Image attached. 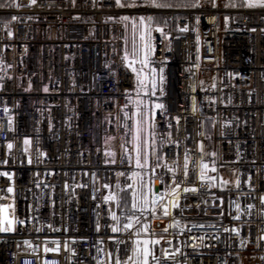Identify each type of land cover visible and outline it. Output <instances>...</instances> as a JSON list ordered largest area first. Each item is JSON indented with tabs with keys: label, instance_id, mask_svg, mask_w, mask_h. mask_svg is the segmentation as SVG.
<instances>
[{
	"label": "built area",
	"instance_id": "1",
	"mask_svg": "<svg viewBox=\"0 0 264 264\" xmlns=\"http://www.w3.org/2000/svg\"><path fill=\"white\" fill-rule=\"evenodd\" d=\"M17 2L20 8L0 9V172L12 175L11 181L0 176V204L11 205L7 218L15 229L0 233V264H115L116 257L123 261L132 254L137 238L160 240L152 246L160 260L149 257L150 264H264V8L225 7L229 0H215V7L211 0H197L198 7L159 10L118 8L114 0ZM4 14L17 20L4 21ZM123 16L137 25L140 16L153 17L146 37L149 65L143 71L155 68L157 80L164 77L155 96L136 95V73L124 59L128 21ZM134 67L139 71L141 65ZM139 98L165 105L152 108L154 151L166 157L158 161L152 155L153 167L171 166L175 159L179 182L184 150L199 161L197 144L203 142L204 152L217 153L218 171L209 174L230 181L209 187L190 164L185 185L198 191L182 192L180 207L170 209V216L144 213L154 228L151 237L110 228L109 209L121 224L130 214L127 185L134 171L146 173L153 193H164L173 179L163 168L152 174L121 161L120 145L130 141L123 125L132 123L124 113L134 112L132 101ZM175 117L181 118L178 126ZM109 136L114 137L110 146L105 144ZM26 138L31 141L27 153ZM108 151L116 153L115 164L104 163ZM9 186L13 193L6 192ZM124 191L128 204L121 207ZM113 192L118 206L102 199ZM237 214L240 220L233 219ZM158 220L165 224L156 227ZM53 241L60 251L45 252L56 247ZM165 253L174 255L165 258Z\"/></svg>",
	"mask_w": 264,
	"mask_h": 264
},
{
	"label": "snow or ice",
	"instance_id": "2",
	"mask_svg": "<svg viewBox=\"0 0 264 264\" xmlns=\"http://www.w3.org/2000/svg\"><path fill=\"white\" fill-rule=\"evenodd\" d=\"M38 0H28L27 6H34L36 5ZM74 2V0H73ZM115 6L118 8H128V9H170L173 7H177L179 5H174L173 3L169 2V0H114ZM213 6L215 7V0H211ZM10 4L12 7L20 8L22 5L18 3L17 0H10ZM5 3L0 2V8L6 7ZM187 6V5H184ZM199 3H195L192 7H198ZM247 7V8H256L262 7L264 8V0H241L240 4L237 5L234 0H231L230 3L226 4L225 7ZM12 20H17L16 16L11 17ZM123 21H129L130 17L123 16L121 17ZM153 19L152 16H140L138 18L139 25H137L135 19L132 20V52L125 53L124 59L128 61V67L132 69L134 73H136V95L137 97H141V93L143 96H155L156 92L160 90L162 92V85L164 81V77L162 75L159 76L157 80V70L155 68H151L148 73H145L143 69L148 67L149 60H148V52L151 50L150 45L147 42L146 37H149L151 29L149 28V22ZM138 27L141 29L139 36H137ZM157 31H163L162 29H156ZM181 31H188L187 28H182ZM253 31H255L253 29ZM264 31V30H262ZM11 35V33H9ZM139 39L141 41V48H137L136 41ZM142 54V58L137 60V57ZM129 55L133 57L129 59ZM136 63L141 65L139 71L134 67ZM161 73L163 69L159 70ZM143 77V78H141ZM215 87V85H213ZM45 92L48 91V88L45 87L43 89ZM132 103L135 105L134 112H125L124 117L126 120H130L132 123L129 125L125 123L123 126L127 129L126 135L130 137V141H125L120 145L122 152H121V161L123 162L125 159L128 160L129 163L132 164L134 168L137 169H151V173L155 174L157 168H163L164 170L173 173V179L171 185L165 190L164 193H153L151 191V179L148 182H145L143 175L140 172H133L132 175L129 177L130 180H133L132 184H128L127 188L131 189V208L130 214L125 217L126 222L121 224V217L116 214L115 211L109 209V214L111 220L114 222L110 228L112 233H120L122 231H132L136 229L134 235L140 236L141 233L145 234L148 237H151L154 234V228L148 222L149 216L153 218H159L157 216V212L159 211L162 213L163 216L167 217L171 215L170 209L180 207L179 199L181 193H189V192H196L198 189L196 187H188L185 185V182L190 173V164L194 167L197 171V179L201 183H207L209 187H216L218 184L221 185H228L230 181L223 179L222 177H218L217 175H210L209 173H217V167L215 158L217 153L213 152L211 154L206 153L203 151L204 145L203 142H198L197 149L201 152V157L199 161L194 160L191 155L189 154V150L185 149L183 152V162L179 164V170L182 173L183 179L177 181L175 177V172L177 170V161L175 159L172 160L171 166L168 163L160 164L157 163L155 167L150 164V158L152 155L156 156L158 161L165 159V156H161L160 154L154 151L155 148V133L152 131L155 125L152 123L153 120V112L152 108L163 110L165 109V105L162 103H155L154 105L149 103L145 104L143 98H139L133 100ZM215 103V101H212ZM127 107V105H125ZM147 109V111H145ZM7 112V109H5ZM192 111L195 113L199 111L198 104L193 98L192 102ZM107 119V118H106ZM175 120L176 125L178 126L180 123V117L173 118ZM11 123V121H9ZM145 123H147L148 127L145 128ZM215 126V124H213ZM169 127H172V124L169 123ZM203 135V132L199 133ZM168 136L171 137V133H168ZM114 137H107L105 139V144L110 146V141L113 140ZM169 143H174L178 146V142L169 140ZM131 143L132 147L128 148L126 145ZM25 144V152H28V146H30L31 141L30 139L26 138L24 140ZM13 145L11 143L8 144V148L12 149ZM238 148V146H237ZM99 151V150H98ZM132 153H135L133 156ZM239 154V153H238ZM41 155H43L41 153ZM104 155L109 157L104 161L106 165L108 164H115L117 161L115 159L116 153L115 152H105ZM207 160H211V165ZM6 163V161L4 162ZM28 163L31 164L32 160L29 158ZM85 175H89V173H85ZM95 175V174H91ZM117 176H124L125 173L119 172L116 174ZM0 176H5L8 178L9 181L12 180V175L7 172H0ZM251 177L248 178L250 180ZM235 186L237 188L240 187L241 181L237 178L235 181ZM89 185H80V187H88ZM104 188H110L111 186L108 184L103 185ZM117 188L120 187L119 184L116 185ZM14 188L12 186L7 187V193H13ZM99 191V189H97ZM2 199V197H0ZM93 199H96L93 196ZM102 199L105 203L113 202L117 206L119 205V196L117 193H110L107 196H103ZM261 202L264 203V196L261 198ZM248 209L251 210L254 205L249 204ZM11 209V205L9 204H0V233H7L15 231L12 227V221L7 218V213ZM237 212H239L240 205L236 204ZM140 213V215H137ZM144 213H148L149 216H144ZM235 220H240L241 216L237 214L233 217ZM19 223H23L20 221ZM178 222L169 224L168 227L164 228L163 231L167 232L169 228L177 227ZM58 230V229H57ZM100 230V225H96V231ZM228 231V229H225ZM236 235H239L238 229H231ZM200 239H203L202 237ZM261 240H264V236L260 237ZM25 244L31 246L29 241H24ZM53 244L56 245L54 248L45 247V252H55L58 253L60 251V245L58 241H53ZM119 243V241H117ZM160 240L158 239H136L133 241V247L131 248V255H128L125 260H121L119 257L115 258V264H150L149 257L152 259L159 261L160 257H157L153 251L154 245H158ZM245 241L241 240L240 244L243 246ZM143 245V247H141ZM67 247V245H65ZM98 251H103L102 249H98ZM179 251V250H177ZM174 255L173 253H165V258L168 256ZM109 260L111 261L113 258L112 253H108ZM264 259V258H262ZM28 264V262H26ZM45 264H56L55 261H46ZM97 264H104L102 260L97 261Z\"/></svg>",
	"mask_w": 264,
	"mask_h": 264
},
{
	"label": "trees",
	"instance_id": "3",
	"mask_svg": "<svg viewBox=\"0 0 264 264\" xmlns=\"http://www.w3.org/2000/svg\"><path fill=\"white\" fill-rule=\"evenodd\" d=\"M2 1V3H5L6 6L5 8H8V7H12L11 4H10V0H0ZM169 2L173 3L174 5H191L195 2V0H169ZM229 2H231V0H229ZM235 3L237 2H241V0H234ZM132 20H129L127 22V25H132ZM131 48V44H130V41H129V38H128V35H127V51ZM121 196H122V202L120 203V206H127L128 204V192L124 191L121 193Z\"/></svg>",
	"mask_w": 264,
	"mask_h": 264
},
{
	"label": "rangeland",
	"instance_id": "4",
	"mask_svg": "<svg viewBox=\"0 0 264 264\" xmlns=\"http://www.w3.org/2000/svg\"><path fill=\"white\" fill-rule=\"evenodd\" d=\"M196 1L197 0H195V2ZM0 2H2V1H0ZM236 4L239 5L240 2H237ZM10 8H13V7H8V8L2 7L0 9L9 10ZM11 17H12V14H4V15L1 16L2 19H5L4 21H11L12 20ZM139 33H140V31H139V27H138L137 36H139ZM127 35H128V38H129V41H130V44H131V48L127 51V53L130 54L132 52V25H129V24L127 25ZM136 44H137V48L139 49V46L141 44V41H139V39H137ZM139 57L140 56L137 57V60L139 59ZM129 58L132 59L133 57H131V55H129ZM145 111H147V110L145 109ZM147 127H148V125H147V123H145V128H147ZM141 174L143 175L145 182H148L149 181V178L146 175V173H141ZM151 185H152V183H151ZM137 239L143 240L141 238H137ZM141 247H143V245H141Z\"/></svg>",
	"mask_w": 264,
	"mask_h": 264
},
{
	"label": "water",
	"instance_id": "5",
	"mask_svg": "<svg viewBox=\"0 0 264 264\" xmlns=\"http://www.w3.org/2000/svg\"><path fill=\"white\" fill-rule=\"evenodd\" d=\"M155 191L157 192L158 191V187H155ZM165 224V221H162V220H158V221H155V226L156 227H161Z\"/></svg>",
	"mask_w": 264,
	"mask_h": 264
}]
</instances>
